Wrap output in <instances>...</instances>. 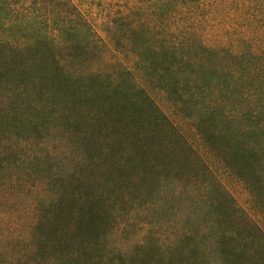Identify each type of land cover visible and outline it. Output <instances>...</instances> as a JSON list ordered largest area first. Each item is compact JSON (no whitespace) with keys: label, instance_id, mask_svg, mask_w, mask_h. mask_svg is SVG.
<instances>
[{"label":"rangeland","instance_id":"1","mask_svg":"<svg viewBox=\"0 0 264 264\" xmlns=\"http://www.w3.org/2000/svg\"><path fill=\"white\" fill-rule=\"evenodd\" d=\"M108 59L94 57L82 65L90 69L93 61L114 71ZM14 86L1 83L0 93ZM150 87L156 104L179 123L180 135L148 109L138 108L133 117L123 111L121 120L113 121L103 103L105 112L95 123L89 110L76 109V97H54L38 116L34 110L35 117H27L42 101L22 93L16 107L26 116L23 135L0 120L1 141L23 159L20 167H0V264L7 258L12 264H44L57 256L63 264H219L207 244L218 226L222 239L231 236L241 250L235 264L264 263V240L249 221L264 215V155L252 144L255 136L229 142L228 154L237 159L228 168L222 150L204 146L195 115L175 110L177 100ZM7 96L0 99V110L14 107L13 95ZM67 121L76 122L70 128ZM215 121L218 126L207 130L212 140L214 128L223 124ZM37 139L42 148L30 162L27 154L39 149Z\"/></svg>","mask_w":264,"mask_h":264},{"label":"trees","instance_id":"2","mask_svg":"<svg viewBox=\"0 0 264 264\" xmlns=\"http://www.w3.org/2000/svg\"><path fill=\"white\" fill-rule=\"evenodd\" d=\"M0 29V84H15L10 93H0L1 100L13 95L14 106L0 110V120L5 118L19 134L25 128L23 117L38 116L54 97H76V109L89 110L95 123L105 112L103 103L113 121H120L123 111L133 117L138 108L148 109L180 135L179 123L149 93L154 85L177 100L175 110L195 115L194 129L204 146L210 152L222 150L228 168L237 159L228 154L229 142L238 137L255 136L252 144L258 156L264 155V0H0ZM7 30L10 35H4ZM103 56L113 60L114 71L93 61L90 69L82 65ZM24 91L42 101L41 109L34 107L26 116L16 107ZM215 119L223 124L218 131L214 128L217 139L212 140L207 130L218 126ZM35 142L39 149L28 151L30 162L42 148L39 139ZM9 148L0 139V167L23 165ZM249 193L254 196L252 189ZM249 221L264 240V215ZM35 224L36 218L31 231ZM218 228L207 240L209 250L219 264H235L241 250L231 236L222 239L225 234ZM12 263L7 258L6 264ZM44 264L63 262L57 256Z\"/></svg>","mask_w":264,"mask_h":264}]
</instances>
